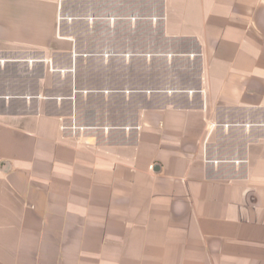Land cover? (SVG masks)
<instances>
[{
  "label": "crops",
  "instance_id": "crops-1",
  "mask_svg": "<svg viewBox=\"0 0 264 264\" xmlns=\"http://www.w3.org/2000/svg\"><path fill=\"white\" fill-rule=\"evenodd\" d=\"M0 264H264V0H0Z\"/></svg>",
  "mask_w": 264,
  "mask_h": 264
}]
</instances>
